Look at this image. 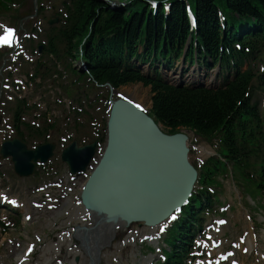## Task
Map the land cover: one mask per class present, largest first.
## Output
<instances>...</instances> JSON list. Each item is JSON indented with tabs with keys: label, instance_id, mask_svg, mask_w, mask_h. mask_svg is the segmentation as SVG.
I'll return each mask as SVG.
<instances>
[{
	"label": "trees",
	"instance_id": "16d2710c",
	"mask_svg": "<svg viewBox=\"0 0 264 264\" xmlns=\"http://www.w3.org/2000/svg\"><path fill=\"white\" fill-rule=\"evenodd\" d=\"M117 1H124L125 5L113 8L103 0H76L68 24L59 32L58 37L67 43L69 54L86 62L84 74L87 72L99 82L110 80L115 85L136 82L150 85L152 111L170 131L185 125L207 134L226 123L232 155L242 157L244 152L234 145V130L239 125L243 138L241 148L245 149L247 119L245 116L239 123L235 122L241 111L235 110L236 104L239 102L246 114H255L242 100L245 76L237 75L233 81L217 89H205L176 87L160 78L143 75L129 63L131 57L156 60L157 56L166 59L169 56L168 59L172 60L181 53L190 29L185 4L181 0H171L170 15L165 17L161 5L153 14L148 11L146 0ZM191 1L203 47L199 46V53L204 52L215 60L223 43L235 56L238 52L233 49L232 41L243 43L244 34L254 38L252 44L259 43L261 36L264 38V0ZM217 5L226 13L225 33L222 32ZM96 35L99 39H95ZM140 45L144 47L141 54L138 53ZM222 56L227 58L225 52ZM227 155L231 156L229 152ZM190 211L193 209L188 206L186 219L179 222L181 227L171 230L169 240L173 249L166 264H175L179 260L180 249L182 251L184 247L182 243L188 241V228L196 222Z\"/></svg>",
	"mask_w": 264,
	"mask_h": 264
},
{
	"label": "water",
	"instance_id": "95a60500",
	"mask_svg": "<svg viewBox=\"0 0 264 264\" xmlns=\"http://www.w3.org/2000/svg\"><path fill=\"white\" fill-rule=\"evenodd\" d=\"M184 139L181 135H162L145 114L119 101L109 119L108 146L84 191L85 204L107 211L119 201L137 205L141 198V209L133 210L135 218L154 222L169 213L186 199L195 179L186 161ZM94 149L95 143L82 148L72 145L63 158L72 170L83 169ZM12 150L17 170L25 155L33 154L22 152L13 143ZM160 205L162 213L151 217L150 212Z\"/></svg>",
	"mask_w": 264,
	"mask_h": 264
},
{
	"label": "rangeland",
	"instance_id": "374dc122",
	"mask_svg": "<svg viewBox=\"0 0 264 264\" xmlns=\"http://www.w3.org/2000/svg\"><path fill=\"white\" fill-rule=\"evenodd\" d=\"M6 22H8L7 17L0 16V24ZM4 64L6 65L7 63ZM184 64L188 65L189 62H185ZM26 69L29 70L31 68L28 66L26 67ZM5 70L6 67L0 71L2 76L1 81H3V78L5 76L4 75ZM143 70H147L146 65H144ZM20 73L21 71L13 75L15 77H21L22 79H24V76L20 75ZM47 87H48L47 84L44 85L43 87H39L37 85H33L32 83H30L24 87H21L20 89L22 91L19 90H15V91L16 93L22 94L25 97L29 98L31 101L39 102L41 104L40 106L41 108L48 106V111H49L48 113L50 115L51 114L54 115V117L56 118L57 125L59 126L60 129L58 133L51 134V138L57 139L59 136L58 134L63 132V126L66 124V122H68L69 124L70 122H72V117L71 115L68 116L69 111L65 103L56 102L58 101L57 99L60 96L59 93L55 91L54 93L50 92L49 95L44 93L41 94V92L46 91ZM2 88L0 90V94H1L0 106L3 107V110H5L6 106L9 104V102L6 101V98L7 99L10 98L11 92L8 91L4 94ZM135 88L142 96H144L143 102H145L146 104H151L150 88L143 86L141 83L123 86L120 88V90L126 91L127 89H130L131 91V90H135ZM105 90L106 89H103L99 91V93H103L105 95ZM2 100H5L7 105H4V102ZM98 104L99 107L97 106L96 109L91 111V114L95 117V120L100 121L101 119L103 120V118L105 117L104 105L102 102H98ZM0 113L7 121L9 120L7 117L8 111L0 110ZM27 117L30 118V115H28ZM87 120L88 118H86L85 121L83 122L84 125H86L85 130L91 133V127L89 123H87ZM70 134L75 135L74 131H72V133ZM207 150H209V146L204 145L203 151L201 153L202 157H205ZM194 154L195 156H198L195 153V151ZM54 161H56V159H54ZM10 170L11 167L9 161L4 160V163L0 167V171L2 173L0 175V186L2 183L5 185L7 184L6 188L10 187L11 192L16 193V195L19 194L18 196L20 199L22 198L30 199L32 197V194L29 193V189H31V187L37 185L38 183L43 182V180H40L39 182L35 183L31 181H24L22 179H17L16 177L10 174ZM80 181L81 183L83 182V180L81 179ZM222 181H223V185H225V191H224L225 193L222 197L226 202L225 204H229L231 206V210L223 214L224 217L228 218V224L222 228V231L219 234V236L223 237V241H225V238L228 239L229 241H236L237 237L240 236L242 232H245L244 230L252 231L251 230L252 226L249 225L250 221H248V219L246 218V213L245 211H243L242 208L243 206L240 205V203L246 204L245 200H247L248 203L251 204L252 198L249 195L243 198L242 186L238 182L233 181L230 178V176H225ZM78 185L77 187H75L74 194H78L79 192ZM255 199H257V197ZM70 206L71 204L69 205L68 208L66 209L64 208V210L57 208L45 212L40 211L37 212L35 215L33 213L32 218L28 221H25L21 217L18 227L15 226L17 228L8 229L7 232L4 234H1L0 232V264H15V260H16L15 255L13 256L14 253L13 251H11V249L15 248L18 250V247L15 246L16 242L19 243L21 247H25L29 243L37 242L35 236L40 235L42 240L44 241L43 245L41 246L42 250H44L48 245H52L53 240L55 239V235H58V233L63 231V229H60V227H63L68 221H70L71 212L73 210V208H70ZM249 213L255 216L256 223H258L261 218L260 214L255 215L253 212H249ZM262 214L264 215V211L262 212ZM72 220L77 221L75 219ZM262 226L263 227L260 228L254 226V228L256 229L254 230L256 231L257 239L259 240L257 248L260 249H264V246H262L261 244V241L264 242V235L262 234V232L264 231L263 230L264 222ZM131 227L132 228L130 229V231H133L131 235H133L134 237H135L134 231H141V232L152 231L151 228H146L138 225H133ZM17 235L21 236L22 238H17ZM133 236H129L125 241L118 242L117 244L109 242V245L112 247V249L107 250V248H105L104 245L101 246L100 247L101 259L106 260L108 264H147L152 256H150V254H147L145 252L144 247H142L138 243V240L133 239ZM98 238L100 239V236ZM11 240L12 242H10ZM78 252L82 254L84 253L81 249H79ZM240 256L243 257L242 254H240ZM78 258L81 259L79 255Z\"/></svg>",
	"mask_w": 264,
	"mask_h": 264
},
{
	"label": "bare ground",
	"instance_id": "6f19581e",
	"mask_svg": "<svg viewBox=\"0 0 264 264\" xmlns=\"http://www.w3.org/2000/svg\"><path fill=\"white\" fill-rule=\"evenodd\" d=\"M124 95H126L127 97H129L131 100H138V101H144V96H142L135 88V90H131L127 89L126 91L123 92ZM137 102V101H136ZM139 212H141V210H138ZM156 211V210H155ZM94 237L92 236L90 239L87 238V241L89 243L90 246V256L93 259H96V256L98 255V253L96 252V247L94 246ZM247 243L249 245V247H253L254 242L251 238H248ZM96 264V263H94Z\"/></svg>",
	"mask_w": 264,
	"mask_h": 264
},
{
	"label": "snow or ice",
	"instance_id": "6c2138e0",
	"mask_svg": "<svg viewBox=\"0 0 264 264\" xmlns=\"http://www.w3.org/2000/svg\"><path fill=\"white\" fill-rule=\"evenodd\" d=\"M13 40H14V30L12 28L5 27L3 34L0 35V46L3 45L10 46L13 43ZM13 203H15V201H13Z\"/></svg>",
	"mask_w": 264,
	"mask_h": 264
}]
</instances>
